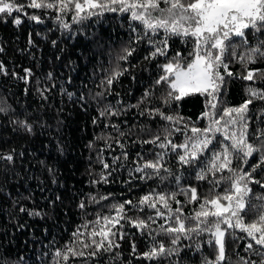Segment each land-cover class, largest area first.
<instances>
[{
  "label": "trees",
  "instance_id": "obj_1",
  "mask_svg": "<svg viewBox=\"0 0 264 264\" xmlns=\"http://www.w3.org/2000/svg\"><path fill=\"white\" fill-rule=\"evenodd\" d=\"M8 2L22 11L0 13V107L6 109L0 112V264H217L218 246L210 233H192L191 239L182 236L173 245V236L161 225L176 227L179 208L185 226L195 227L192 218L203 201L232 194L226 178L240 171L251 173L243 221H258L264 205V99L250 97L249 89L264 92V58L245 63L241 57L250 47L264 50V34L246 30L247 45L233 39V47L223 56L227 69H217L223 82L215 100L207 93L190 92L177 101L169 97V92L178 94L170 86L172 78L156 81L166 75L162 68L166 63L187 65L195 59L192 37H172L166 55L151 57L165 33L160 29L152 34L129 11L76 19L73 11L61 14L55 8L30 7L32 0ZM159 7L168 5L161 0ZM248 71L254 72L253 80L243 78ZM117 72L121 74L109 84ZM249 99L247 140L261 152L253 153L247 163L234 153L232 172L209 171L212 153L230 145L228 136L240 131L239 124L230 123L235 114L225 115L224 110L239 108ZM106 110L117 114L101 115ZM157 110L174 120H165ZM210 124L219 129L209 134L212 143L198 154L195 165L183 164L179 156L186 150L172 145L187 143L191 152L193 138L204 135L192 129ZM168 141L171 144L160 147ZM157 161L162 165L159 175L150 168L137 171ZM201 170L204 179H198ZM191 188L196 189L195 201L187 193ZM160 195L166 197L171 212L159 201ZM145 196L153 198L155 208L148 207L152 201L139 203ZM205 210L214 208L207 205ZM104 217L119 220L110 222L115 235L105 239L108 250L96 245L84 248L83 244L101 238L92 236L93 229L108 231ZM208 219L211 222L212 217ZM132 221H146L148 227ZM160 244L178 253L143 256ZM70 246L84 255H71ZM224 249L219 264H264V247L239 228L227 230ZM93 251L97 255H90Z\"/></svg>",
  "mask_w": 264,
  "mask_h": 264
},
{
  "label": "snow or ice",
  "instance_id": "obj_2",
  "mask_svg": "<svg viewBox=\"0 0 264 264\" xmlns=\"http://www.w3.org/2000/svg\"><path fill=\"white\" fill-rule=\"evenodd\" d=\"M161 0H136V2H129V0H53V2H36L32 0L30 7L33 8H48L57 9L61 14L68 11L75 13L76 19H84L88 16L102 15L104 11L116 12V11H129L133 20L140 21L147 30H150L152 34H156L160 29H163L165 36L160 45H157L155 51L151 53V57L157 55H166L165 48L167 46L168 39L172 37L187 38L192 37L195 45L194 56L195 59L192 63L187 65V69L184 70L179 64L167 63L162 66L166 75L161 76L156 81L157 84L161 82L169 81L171 79V88L176 90L178 94L169 92L171 99L179 101L183 96L190 94V92H199L201 94L207 93L212 96L213 100L216 99V93L218 92L221 83L223 82V76L217 71L220 66L227 69L228 65L224 63L223 56L227 52L229 47H233V39L239 38L241 43L248 44V38L246 36V30L252 33L260 32L264 34V0H194V2L184 3L182 0H162L163 3L167 4V8H160ZM22 11L17 8L12 2L8 0H0V13L11 14L14 10ZM85 9H88L86 12ZM156 13L157 15H153ZM83 14V15H82ZM32 20H39L37 16L30 17ZM63 16H58L56 19L61 21ZM14 23L19 25L21 20L14 19ZM68 28V25H64ZM264 44V41L261 42ZM127 55H131V51L125 50ZM257 57L264 58V50L260 46L250 47L244 57H241L242 62L252 63ZM126 59L127 56L122 57ZM29 73V70H25ZM121 73H114L112 78L107 81L109 84L113 82V79L117 78ZM227 75L231 76V72H227ZM264 77V73H261ZM246 80H253L254 72L248 71L247 75L243 77ZM147 95V94H146ZM249 95L253 98L264 99V92L256 89H249ZM167 102V101H165ZM252 102L251 99L246 101L239 108L225 109V115L235 114L234 119L230 121L231 125H240V131L238 135L232 133L228 136V139L232 141L230 145H225L219 153H212L213 162L210 165L209 171H224L228 168L230 172L233 170L230 168L231 158L235 153L238 157L242 158L244 163H247L248 158L255 152H261V149L254 147L253 144L247 140V120L246 112L248 105ZM210 107L215 108L214 103H210ZM4 107H0V112L5 111ZM159 113V110H157ZM110 114L115 115L117 113L106 110L101 115ZM165 120L172 121L174 117L164 116L163 113H159ZM208 113H205L207 116ZM175 119H180L179 117ZM218 123V121H214ZM22 126L31 131V126L26 122H20ZM219 129H213L211 124L209 127L201 130L193 128V133L203 132L204 135L200 138H193L192 151L188 152L189 145L187 143L183 145H172L173 148L182 147L186 150L184 155L179 156V160L183 164L195 165L199 159V153L205 151L208 146L212 143L214 137H210L209 134ZM227 135V134H226ZM156 139H159L157 137ZM149 143H155V140L149 141ZM171 144H160L161 148L167 147ZM11 159V157H8ZM261 163H264V152L261 153ZM256 165L255 167H258ZM108 167L107 164L104 165ZM162 165L157 162L145 163L142 168H138L137 171L144 172L146 169H152L155 175H159V170ZM255 167L253 170H255ZM206 173L201 170L198 179H204ZM102 179H106L102 177ZM178 179V178H177ZM231 184L230 192L232 194H226L223 197H216L212 200H204L200 205L201 211L195 213L192 218L196 221L195 227H186L184 221L180 217L181 209L175 210V223L176 227L161 228L165 234L172 235L173 239L171 243L176 245L180 238L186 237L191 239V234L195 233L199 235L202 232L210 233L215 244L218 246V257L217 264L219 261L224 260V236L228 229L239 228L241 231L246 232L247 236L251 237L257 245L264 247V205L261 206V214L257 222L245 224L241 213L245 211L247 206V197L251 192L248 187V182L251 180V173L233 172L232 176L226 178ZM259 183V181H256ZM184 191V190H182ZM190 193V201L197 200L196 189L191 188L187 190ZM186 193V194H187ZM175 194H173L174 196ZM159 201L164 204L165 208H168L171 212L167 199L164 195L158 197ZM221 200L227 202V205L221 203ZM149 201L148 207L155 208L156 203L151 196H145L139 202L145 204ZM131 204V201L127 202ZM179 203V201H177ZM207 205H212L214 210H205ZM81 207L84 205L81 204ZM115 207V206H114ZM124 208L121 204L116 209L119 216L120 210ZM157 215H163L161 212H157ZM209 216L212 217L211 222ZM120 218H123L122 216ZM151 219V218H150ZM115 220L119 222L115 217H104V227H108V231H104L103 227L99 232L96 229L92 230V236L99 235L101 238L99 241L93 239L91 244H83L84 248L96 245L98 249L108 250L105 246V239L109 235H115L111 233L110 222ZM99 223V222H98ZM133 224L141 228L148 227L146 221H132ZM203 225V227H201ZM224 226L223 230L221 226ZM115 226V224H111ZM87 227V226H85ZM79 233L77 232L76 235ZM213 241H209L212 243ZM112 246V241L108 240V247ZM199 246V245H197ZM248 248H252V244L248 245ZM68 253L71 255H84L82 251L77 252L74 247H68ZM178 253V249L170 248L166 249L163 244L154 246L148 252L143 253L148 259L159 257L163 255H172ZM58 255H61L58 253ZM90 255H97V252L93 251ZM65 260L68 259L67 255H64Z\"/></svg>",
  "mask_w": 264,
  "mask_h": 264
},
{
  "label": "rangeland",
  "instance_id": "obj_3",
  "mask_svg": "<svg viewBox=\"0 0 264 264\" xmlns=\"http://www.w3.org/2000/svg\"><path fill=\"white\" fill-rule=\"evenodd\" d=\"M193 61H191L190 63H192ZM168 63H173V64H177V63H175V62H168ZM189 63V64H190ZM167 64V63H166ZM180 65V67L182 68V69H184V70H186L187 69V65H182V64H179ZM223 230V229H222Z\"/></svg>",
  "mask_w": 264,
  "mask_h": 264
}]
</instances>
